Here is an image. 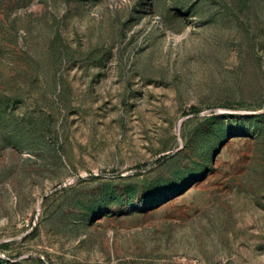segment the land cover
Segmentation results:
<instances>
[{"label":"rangeland","instance_id":"obj_1","mask_svg":"<svg viewBox=\"0 0 264 264\" xmlns=\"http://www.w3.org/2000/svg\"><path fill=\"white\" fill-rule=\"evenodd\" d=\"M0 264H264V0H0Z\"/></svg>","mask_w":264,"mask_h":264}]
</instances>
